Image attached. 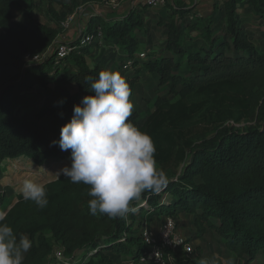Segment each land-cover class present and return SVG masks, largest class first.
<instances>
[{
    "label": "trees",
    "instance_id": "trees-1",
    "mask_svg": "<svg viewBox=\"0 0 264 264\" xmlns=\"http://www.w3.org/2000/svg\"><path fill=\"white\" fill-rule=\"evenodd\" d=\"M18 1L0 0V162L24 157L40 168L62 155L50 133L60 135V123L64 118L69 121L74 106L92 94L91 83L99 72L110 70L100 57L90 63L89 47L94 44L59 63L52 46L73 9L97 6L104 0H41L56 25L34 21L33 3L27 15L17 20ZM248 1L264 19V0ZM241 2L225 0L222 7L214 4L213 13L221 11L217 17L224 18L223 35L215 32L216 14L192 23L205 38L196 49L188 48L187 35L175 21L188 8L167 3L159 24L165 29L166 48L179 59L155 53L136 59L138 67L131 69H124L123 62L142 43L137 31L145 26L141 12L134 7L111 20L103 15L89 19L88 31L97 25L104 28V46L95 43L100 50L106 44L122 50L119 66L123 73L134 78L149 69L177 97L159 96L153 109L133 112L129 118L153 139L157 165L168 184L159 193H143L131 205L135 212L110 219L90 214L89 186L56 176L44 183L49 201L44 209L22 196L4 209L6 222L17 237L26 235L32 241L23 264H115V258H121L123 264L128 258H139L148 248L142 236L131 234L136 223L145 214L156 212L164 214L161 221L170 215L178 223L177 209L195 215L202 232L206 225L219 228L226 246L241 261L253 262L264 251V53L242 24ZM40 52H47L45 60L25 64L27 53ZM185 57L189 75L174 73ZM58 77V90L52 89L37 110L18 113L21 92L38 94ZM133 78L127 80L130 87ZM167 193L172 195L170 201L165 198ZM142 200L149 206H140ZM6 201L7 195L0 192V210ZM57 248L68 263L53 256ZM79 252L82 257L76 258ZM197 259L202 260L200 255Z\"/></svg>",
    "mask_w": 264,
    "mask_h": 264
},
{
    "label": "clouds",
    "instance_id": "clouds-1",
    "mask_svg": "<svg viewBox=\"0 0 264 264\" xmlns=\"http://www.w3.org/2000/svg\"><path fill=\"white\" fill-rule=\"evenodd\" d=\"M91 93L74 106L72 118L61 126L59 144L71 150V166L55 174L74 184L88 187L90 214L110 219L125 218L146 191L159 193L168 184L157 165L156 146L151 136L129 118L134 111L131 88L119 71L102 70L91 83ZM20 194L44 209L48 191L44 183L25 179ZM7 211L0 210V264H23L32 247L26 235L19 238L6 222ZM201 264H208L202 260Z\"/></svg>",
    "mask_w": 264,
    "mask_h": 264
},
{
    "label": "rangeland",
    "instance_id": "rangeland-1",
    "mask_svg": "<svg viewBox=\"0 0 264 264\" xmlns=\"http://www.w3.org/2000/svg\"><path fill=\"white\" fill-rule=\"evenodd\" d=\"M225 0H168L167 3L177 4L178 6H186L189 11L184 14H179L176 16V24L180 26V29L184 30L186 33V44L190 49H196L205 43V38L203 37L201 29L198 27H191L197 18L206 19L209 16H213L214 4L223 6ZM33 3L32 16L33 20L36 22L47 23L50 25H56L55 22L50 18V16L45 11V1L41 0H20L15 9V15L17 20L23 19L28 11L29 7ZM137 10L141 12L144 16L145 26L143 29H139L138 35L142 39L138 50L147 51L153 50L152 54L168 55L173 56L176 59H179L178 56L172 51L168 50L165 46L166 36L165 29L162 24H159L160 17L165 11L164 7L150 8L146 5L136 6ZM164 9V10H163ZM74 10V9H73ZM72 10V11H73ZM83 17L82 25L86 23L87 18L100 14H105L107 18H114L119 15L116 12L112 11L109 7H103L102 9L99 6L94 5H83L82 7ZM170 9L167 10L169 12ZM238 12L242 24L248 29L252 36V40L257 48L264 53V19L259 13L252 7V3L248 0H242L238 4ZM124 14V13H123ZM127 14V12L125 13ZM221 11H218V14L214 17L215 19V32L217 35L224 34V23L223 17L219 16ZM223 16V15H222ZM165 20H169L166 18ZM89 22V21H88ZM99 23V21H97ZM87 24V23H86ZM70 34V40H76L80 35V30L76 26V23L70 28L65 30ZM106 48H102L98 45H92L89 47V53L92 55L89 58L90 63L93 65L95 60L100 57L104 62L106 68L110 70H115L121 72L126 80H130L133 76L130 74L123 73L119 62L122 58V50L112 48L111 45L106 44ZM100 52V53H99ZM186 57L182 59V65L179 70H174V73L182 74L184 76L189 75L187 69ZM135 82L131 88V97L130 99L134 103L133 112H146L147 109H153L155 106V101L159 96H170L171 98H177L175 95L172 97L169 88L160 84V77L158 74L150 71L149 69L144 72L142 75L134 76ZM59 77L54 80H50V87L46 90H42L38 94L34 93H25L21 92L19 96V104L17 111L18 113L31 114L37 110L40 105L43 103L45 96L52 90H58L59 88ZM73 89V87H72ZM66 118L60 123V127L64 125ZM54 140L58 141L60 135H56L53 132L50 133ZM55 147L58 150H61L59 144H55ZM48 162V163H47ZM42 167H33L31 161L24 157L4 160L0 162V192L7 195V201L3 210L13 205L21 197L20 188L22 187L23 181L25 179H31L36 182L46 183L49 180L56 177V172L62 169L65 166H71V152L62 151V155L59 157L51 158L47 161ZM45 167L46 170L43 168ZM166 200L169 201L172 199V195L167 193L165 195ZM7 207V208H6ZM177 215L178 226L183 233L191 240L195 247V252L188 256L189 258L180 264H201L202 260L208 262V264H264V251H262L258 258L253 262H246L245 260L241 261L239 257L230 250L224 240V234L216 226L210 227L205 226V231L202 232V229L195 222V215L189 214L185 211L177 209L174 211ZM164 217L163 213H152L145 214L144 220L137 222L134 227V233L131 232L134 236H140L142 228L148 224L154 227H158L162 223ZM177 221V220H176ZM216 222V221H214ZM49 234V233H48ZM107 253V252H106ZM76 258H81L82 253L79 252L76 254ZM132 255V254H130ZM198 255L201 256L202 260H198ZM109 256H113L110 254ZM80 260V259H75ZM115 264H120L121 258H115Z\"/></svg>",
    "mask_w": 264,
    "mask_h": 264
},
{
    "label": "built area",
    "instance_id": "built-area-1",
    "mask_svg": "<svg viewBox=\"0 0 264 264\" xmlns=\"http://www.w3.org/2000/svg\"><path fill=\"white\" fill-rule=\"evenodd\" d=\"M126 1H131L136 4L138 0H104L100 3V8L104 6L109 7L111 10L120 8ZM168 0H141L140 5H146L150 8L165 7ZM137 5V4H136ZM135 5V6H136ZM138 6V5H137ZM83 5L78 6L73 12L68 14L67 18L62 22V31L59 33L52 48L56 53V63L65 59L73 52H80L82 47H86L97 43L99 46H104V28L101 25H97L93 31L87 30L89 19L87 18L85 25L80 27V35L76 40H70L67 38V30L70 28L77 18H82ZM153 53V50L142 51L139 50L133 57L127 58L123 62L124 69H131L136 64V59H143L149 57ZM47 52L40 53H27L24 57L25 64L38 63L46 59ZM44 170L45 167L43 168ZM140 206H149L147 200H142ZM127 233L123 234L122 239H125ZM141 236L147 245V250L140 255L139 258H128L123 264H180L187 260L191 254L195 252V247L188 236L181 231L176 219L173 216H166L161 225L154 227L146 224L142 228ZM53 256L60 262L65 260L64 253L61 248L54 250ZM68 263V259H66ZM48 264H54L49 262Z\"/></svg>",
    "mask_w": 264,
    "mask_h": 264
},
{
    "label": "crops",
    "instance_id": "crops-1",
    "mask_svg": "<svg viewBox=\"0 0 264 264\" xmlns=\"http://www.w3.org/2000/svg\"><path fill=\"white\" fill-rule=\"evenodd\" d=\"M138 3H140L141 4V0H138ZM137 3V1H136V4L138 5V6H141L140 4H138ZM136 4H134L133 2H131V1H126L120 8H118V9H116V10H112V11H114V12H116L117 14H119V15H117V16H115L114 18H117V17H121V16H124L125 15V13L126 12H129V10L131 9V8H134V7H136L137 5ZM136 5V6H135ZM102 9V8H101ZM124 13V14H123ZM99 15H103V16H105V14H100V10H99ZM112 18H108L107 17V20H111ZM82 20H84V19H82V18H77V20H76V22H74V23H76V26L78 27V28H80V27H83V25L81 24L82 23ZM74 25V24H73ZM71 34V33H70ZM70 34L68 33V37H70ZM73 88H74V85H73ZM12 205H10L9 207H8V209L11 207Z\"/></svg>",
    "mask_w": 264,
    "mask_h": 264
}]
</instances>
